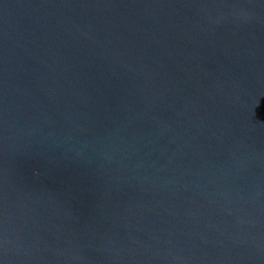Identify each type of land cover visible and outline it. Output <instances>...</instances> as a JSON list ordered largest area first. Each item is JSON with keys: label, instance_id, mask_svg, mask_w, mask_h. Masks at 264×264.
<instances>
[{"label": "water", "instance_id": "obj_1", "mask_svg": "<svg viewBox=\"0 0 264 264\" xmlns=\"http://www.w3.org/2000/svg\"><path fill=\"white\" fill-rule=\"evenodd\" d=\"M0 264H264V0H0Z\"/></svg>", "mask_w": 264, "mask_h": 264}]
</instances>
